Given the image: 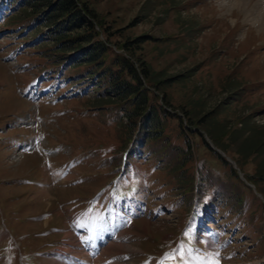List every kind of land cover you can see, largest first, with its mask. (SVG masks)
<instances>
[{
	"label": "rangeland",
	"instance_id": "374dc122",
	"mask_svg": "<svg viewBox=\"0 0 264 264\" xmlns=\"http://www.w3.org/2000/svg\"><path fill=\"white\" fill-rule=\"evenodd\" d=\"M80 1L92 11L90 19L99 29L98 37L110 47L107 58L118 52L128 56L137 69L146 70L150 104L167 111L163 115L158 110L163 122L161 134L143 141L144 151L151 153L141 158L150 168L152 180H135L139 171L130 170L114 187L121 200L155 198L158 212L152 216L149 212L133 226L131 223L129 232L143 234L137 241L117 239L121 249L106 247L103 253L151 250L154 244L161 247L174 241L170 236L196 213L191 202L195 195L206 207L205 216H215L216 220H192L197 230L191 235L218 251L222 263L256 264L262 259L260 264H264V29L246 21L241 8V14L232 16L235 7L222 6L218 0ZM28 12L22 9L10 19L14 23L6 20L0 25V49L4 53L15 52L18 45L20 50L27 46L19 53V60L27 63L15 58L11 64L3 62L0 51V233L8 234L0 237V264H12L16 254L22 255L24 264L36 261L38 255L28 252L31 247L54 240L44 225L59 224L61 214L55 199H84L111 169L113 159L99 156L101 145L110 146L111 155L117 159L135 130L113 105L98 107L93 102L102 86H96L94 75H80L92 68L90 64L67 69L73 81L90 82L83 87L85 96L67 98L60 106L71 108L72 115H65L66 110L63 115L55 114L59 109L56 103H38L36 116L45 120L34 121V109L19 96L17 85L24 84L32 70L36 75L39 66L54 62L59 55L67 60L73 55L57 49L44 35L43 26L19 31L17 24L22 27L31 20ZM35 34L42 35L41 39L24 43ZM32 87L38 86L33 83ZM55 88L53 84L38 91L46 90L54 101L61 96H52ZM25 115L29 116L28 124L19 120ZM38 137L43 138L40 144L34 141ZM210 142L234 162L239 172L223 154L214 151ZM23 144L27 147L22 148ZM58 145L63 148L47 152ZM69 158H75V164L81 162L71 168V178L80 177V181L48 188L45 197H38V190L46 187L35 183L53 185L49 169ZM101 161L107 166L102 168ZM196 185L197 193L193 189ZM88 199L89 210L100 205L98 196ZM51 210L54 217L39 221L42 211ZM206 220L209 228L200 225ZM189 242L194 245L191 239ZM226 242L231 244L226 247ZM186 259L195 260L192 254Z\"/></svg>",
	"mask_w": 264,
	"mask_h": 264
},
{
	"label": "trees",
	"instance_id": "16d2710c",
	"mask_svg": "<svg viewBox=\"0 0 264 264\" xmlns=\"http://www.w3.org/2000/svg\"><path fill=\"white\" fill-rule=\"evenodd\" d=\"M17 1L20 2L19 8L27 9L28 13H31L30 21H34L36 26L45 27L46 36L54 42V45L56 44L57 49L72 53L76 57L73 60V67L90 64L92 68L89 69V73L92 72L96 77V86H102V90L93 97V102L97 103L98 107L110 103L126 118L128 126H135L137 133L143 130L142 135H148L150 138L161 134L163 122L158 110L162 111L163 115H166L167 111L161 106L157 110L150 104L148 86L143 82L148 77L144 72L146 70L138 65L139 69H137L128 56L118 52H112L111 57L107 58V50L110 47L98 37L99 29L94 28V22L90 19L93 16L92 11L83 2L80 0ZM25 14L27 13L21 16ZM63 56L59 55L58 58L64 59ZM94 110L92 108V112Z\"/></svg>",
	"mask_w": 264,
	"mask_h": 264
},
{
	"label": "bare ground",
	"instance_id": "6f19581e",
	"mask_svg": "<svg viewBox=\"0 0 264 264\" xmlns=\"http://www.w3.org/2000/svg\"><path fill=\"white\" fill-rule=\"evenodd\" d=\"M218 3L222 6L227 5L229 8L235 7L234 10L231 11L232 16H236V14H241L242 11L239 10V8L243 9L242 15H244L245 20L256 25L260 29H264V0H218ZM238 8V9H237ZM238 10V11H236ZM239 11L241 13H239ZM48 194V189H39L37 192L38 197H45ZM48 198V197H47ZM47 220V219H46ZM118 238H115V241ZM113 242L111 244H108L109 246H105L103 250L106 248H111L114 251L121 249L123 246L119 242ZM126 242V241H125ZM189 250V249H188ZM188 254H192L195 258V260L191 261L193 264H202L205 263L202 258L199 256H195L191 251L188 252ZM187 255V257L189 256ZM186 257V258H187ZM183 264V263H181ZM210 264V263H205Z\"/></svg>",
	"mask_w": 264,
	"mask_h": 264
},
{
	"label": "snow or ice",
	"instance_id": "6c2138e0",
	"mask_svg": "<svg viewBox=\"0 0 264 264\" xmlns=\"http://www.w3.org/2000/svg\"><path fill=\"white\" fill-rule=\"evenodd\" d=\"M127 222L130 223V221H127ZM190 232H191V229H189L188 231L183 233V235L188 236L190 234ZM176 254H179L181 257H183V255H184V244L183 243L178 244L175 249H173L169 252H166L164 254V257L161 259L160 264H164V261L171 259ZM211 255L214 258H217V257H219V252L218 251L213 252ZM213 264H219L218 259H214Z\"/></svg>",
	"mask_w": 264,
	"mask_h": 264
}]
</instances>
